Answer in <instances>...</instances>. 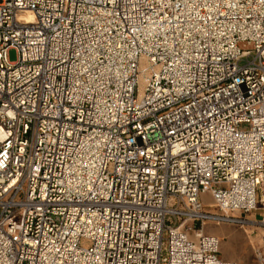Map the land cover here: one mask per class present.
I'll use <instances>...</instances> for the list:
<instances>
[{
  "label": "built area",
  "instance_id": "1",
  "mask_svg": "<svg viewBox=\"0 0 264 264\" xmlns=\"http://www.w3.org/2000/svg\"><path fill=\"white\" fill-rule=\"evenodd\" d=\"M216 211L264 229V0H0V264H237Z\"/></svg>",
  "mask_w": 264,
  "mask_h": 264
},
{
  "label": "rangeland",
  "instance_id": "2",
  "mask_svg": "<svg viewBox=\"0 0 264 264\" xmlns=\"http://www.w3.org/2000/svg\"><path fill=\"white\" fill-rule=\"evenodd\" d=\"M18 50L11 48L9 57L12 61L18 60ZM206 199H210L205 197ZM213 210H216L213 208ZM260 216V212L228 214L216 211L213 216L198 228L206 234L219 238V256L223 259L233 260L237 264H259L256 252L262 249V236L264 229L254 221ZM263 250V249H262Z\"/></svg>",
  "mask_w": 264,
  "mask_h": 264
},
{
  "label": "bare ground",
  "instance_id": "3",
  "mask_svg": "<svg viewBox=\"0 0 264 264\" xmlns=\"http://www.w3.org/2000/svg\"><path fill=\"white\" fill-rule=\"evenodd\" d=\"M24 17L29 19V20L33 19V15L30 12H27L26 14H24Z\"/></svg>",
  "mask_w": 264,
  "mask_h": 264
},
{
  "label": "crops",
  "instance_id": "4",
  "mask_svg": "<svg viewBox=\"0 0 264 264\" xmlns=\"http://www.w3.org/2000/svg\"><path fill=\"white\" fill-rule=\"evenodd\" d=\"M205 197H208V194H206Z\"/></svg>",
  "mask_w": 264,
  "mask_h": 264
}]
</instances>
